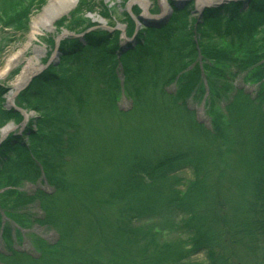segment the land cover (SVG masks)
Here are the masks:
<instances>
[{
  "label": "trees",
  "instance_id": "trees-1",
  "mask_svg": "<svg viewBox=\"0 0 264 264\" xmlns=\"http://www.w3.org/2000/svg\"><path fill=\"white\" fill-rule=\"evenodd\" d=\"M169 6L166 17L143 18V31L126 15L122 38L86 29L62 40L58 60L18 93L14 108L4 107L0 87V129L20 125V111L39 115L35 129L29 123L0 142V236L10 248L0 252L3 264L144 260L142 250L128 257L130 235L111 227L108 215L113 223L155 219L168 235L185 232L189 253L205 252L209 264H264V0L228 1L196 16L192 1ZM23 19L13 18L25 28ZM237 79L258 84L253 96L235 88ZM122 95L128 111L119 109ZM190 100L204 101L210 129ZM186 168L194 180L181 193L173 182ZM23 184L36 190L21 193ZM154 186L158 195L147 197L144 188ZM34 204L43 218L28 213ZM13 224L54 227L61 242L40 241L38 257L18 253L8 235ZM73 229L85 244L64 242ZM160 249L170 262L172 249L185 256L177 241Z\"/></svg>",
  "mask_w": 264,
  "mask_h": 264
},
{
  "label": "rangeland",
  "instance_id": "rangeland-1",
  "mask_svg": "<svg viewBox=\"0 0 264 264\" xmlns=\"http://www.w3.org/2000/svg\"><path fill=\"white\" fill-rule=\"evenodd\" d=\"M50 1L52 0H43L42 2H40V0H26L24 4L18 6H14L11 3H5L6 5L0 6V87L4 88L7 92L3 97V105L7 109L16 106L15 99L18 95L17 92L21 91L22 87L25 85L15 90L14 87L17 81L21 79L24 74L28 73L29 70H36L38 68L39 71L48 63L50 64L55 60L56 46H58L62 40L68 39L70 36L73 38L80 36L86 29L100 32H118L120 38H122L127 30V25L124 20L126 15L130 16L134 21L138 31H143L145 26L142 25L138 17L159 20L161 17L167 16L171 13L169 1H173L178 5L192 1L194 6L192 14L196 16L201 7L220 3L225 0H79L75 7L54 19L52 27L48 31L41 28L35 35V38L30 40L29 35L32 23L42 14L44 7H46ZM134 8L139 11L138 17L133 15ZM156 11L158 13L155 14L154 12ZM17 16L22 17L21 22H24L23 18L26 19L25 28L13 20V18ZM86 23L92 24V27H84ZM47 43L50 44V47ZM119 78L121 79L120 74ZM234 86L236 89H242L246 95L253 96L258 84H244L240 79H237ZM167 88L169 91L173 92L176 90L175 85L170 87L167 86ZM12 93H14L13 96ZM15 94L17 95L15 96ZM118 106L120 110L128 111L131 104L130 101L122 95L118 101ZM189 107L195 112L196 120L206 129H210L211 120L204 107V101L200 103L190 100ZM14 110L17 109L15 108ZM20 113L24 118L20 125L9 123L6 126H11V131L13 133L16 132V134H21L29 123H31L35 129V122L39 115L33 111H23ZM30 120L31 122H29ZM4 127L0 129V141H2L1 138L3 134L1 133ZM245 149L247 151L249 150V148ZM251 156L252 155H250V157ZM175 178H177L180 183L176 184L173 182L174 188H178V190L183 193L185 187L194 180L192 169L186 168L182 170V173L176 175ZM41 188L46 192L51 191L47 186H42ZM35 190L36 187L30 184H23L19 189L21 193L24 192L29 195L33 194ZM144 191H146L147 197L156 198L160 190L159 186L158 188L154 186L144 188ZM28 210V213L34 215L35 218L44 217L37 204L29 206ZM108 217L110 218L111 227L116 226L115 228L118 227L120 232H128L124 235V238L126 237L127 239L130 235V241L127 239L128 242L125 245V249L131 244H134V246L133 250L129 253L126 252L128 257H136L140 255V250L143 251H141V256H145L144 260L140 257L135 258L138 264H209L205 252L189 253L191 244L185 232L177 235H168L162 230L155 229L156 225L159 224L155 219H129L128 221L113 223V216L108 215ZM81 225L90 227V223L87 221L81 222ZM68 233L67 238H64L65 243L74 242L76 245H79L87 242V238L86 241H84V238L80 236L81 233L76 229H73V231L68 230ZM8 235L11 237L10 242L12 241V248L16 252L26 253L33 258L38 257L35 245H40V241L51 246H57L61 242L59 232L56 228L51 226L40 227L35 225L29 229L19 231L18 226L13 224ZM5 241L6 240H3L0 236V252L3 256H7L10 251L9 244H6ZM176 241L180 243L181 251L184 252L185 256L180 258L179 251L172 249L175 256H172L174 261L172 260V262H170L167 258H164L165 255L161 253L160 248L163 245ZM97 253L98 252H96V254ZM153 257H159L163 262L156 261L152 259ZM131 259L133 260V258ZM0 264L3 263L0 261Z\"/></svg>",
  "mask_w": 264,
  "mask_h": 264
},
{
  "label": "bare ground",
  "instance_id": "bare-ground-1",
  "mask_svg": "<svg viewBox=\"0 0 264 264\" xmlns=\"http://www.w3.org/2000/svg\"><path fill=\"white\" fill-rule=\"evenodd\" d=\"M78 1L79 0H52L50 1L48 5L44 7L42 14L38 18H36L34 22L32 23L29 39L33 40L35 38V35L40 31L41 28L48 31L52 27V23L54 19H56L61 14H64L68 12L70 9H72L73 7H75ZM200 10H198V12ZM35 72H38V68L36 70L31 69L29 70L28 73L24 74L23 77H21V79L17 81V84L15 85L14 89L17 90L19 89V87H22L27 82L29 77L32 76V74H34ZM13 95L14 93H12V96ZM10 130H11V126H5L1 133L3 134L2 136L8 134Z\"/></svg>",
  "mask_w": 264,
  "mask_h": 264
},
{
  "label": "water",
  "instance_id": "water-1",
  "mask_svg": "<svg viewBox=\"0 0 264 264\" xmlns=\"http://www.w3.org/2000/svg\"><path fill=\"white\" fill-rule=\"evenodd\" d=\"M139 19L142 20L141 17H139ZM45 67H46V66H45ZM45 67H44V68H45ZM41 70H42V69H41ZM41 70H40V71H41ZM40 71H39V72H40ZM39 72H37V73L33 74L32 76H30L29 80L27 81V83H26V84L24 85V87H22V88H25V87L27 86V84L29 83V81H30L35 75H37ZM17 93H18V92H17ZM15 95H17V94H15Z\"/></svg>",
  "mask_w": 264,
  "mask_h": 264
}]
</instances>
